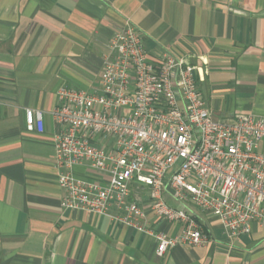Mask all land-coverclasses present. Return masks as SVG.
Listing matches in <instances>:
<instances>
[{"label":"crops","instance_id":"0c3cea01","mask_svg":"<svg viewBox=\"0 0 264 264\" xmlns=\"http://www.w3.org/2000/svg\"><path fill=\"white\" fill-rule=\"evenodd\" d=\"M126 21L152 57L171 49L198 67L216 119L264 116V0H0V264H264V226L231 238L217 217L169 191L165 201L196 220L205 245L159 256L154 236L61 206L50 114L57 92L98 88L109 43ZM26 108L45 112L42 133L27 128ZM132 190L153 233L182 231L152 210L147 188Z\"/></svg>","mask_w":264,"mask_h":264},{"label":"built area","instance_id":"2783aa9c","mask_svg":"<svg viewBox=\"0 0 264 264\" xmlns=\"http://www.w3.org/2000/svg\"><path fill=\"white\" fill-rule=\"evenodd\" d=\"M109 49L98 88L61 87L50 112L61 206L154 236L159 256L207 243L196 220L165 201V191L217 217L231 238L264 226V116L216 119L198 88V67L171 49L152 57L130 21L117 29ZM25 118L29 130L44 131L42 109L26 108ZM80 167L97 177L78 176ZM133 183L148 189L161 219L183 223L180 233L147 227Z\"/></svg>","mask_w":264,"mask_h":264},{"label":"rangeland","instance_id":"374dc122","mask_svg":"<svg viewBox=\"0 0 264 264\" xmlns=\"http://www.w3.org/2000/svg\"><path fill=\"white\" fill-rule=\"evenodd\" d=\"M176 168H177V166H175L173 169L170 170V172L168 173V177L171 176L174 173Z\"/></svg>","mask_w":264,"mask_h":264}]
</instances>
